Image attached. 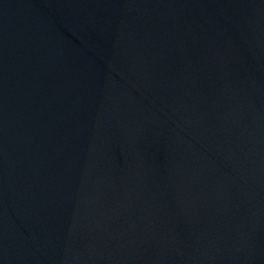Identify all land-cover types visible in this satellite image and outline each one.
I'll list each match as a JSON object with an SVG mask.
<instances>
[{
  "label": "water",
  "instance_id": "1",
  "mask_svg": "<svg viewBox=\"0 0 264 264\" xmlns=\"http://www.w3.org/2000/svg\"><path fill=\"white\" fill-rule=\"evenodd\" d=\"M0 264H264V0H0Z\"/></svg>",
  "mask_w": 264,
  "mask_h": 264
}]
</instances>
